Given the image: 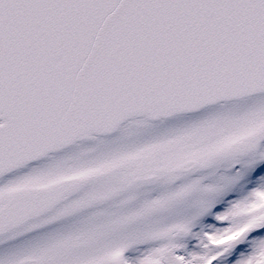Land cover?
I'll return each mask as SVG.
<instances>
[{"label":"snow or ice","instance_id":"6c2138e0","mask_svg":"<svg viewBox=\"0 0 264 264\" xmlns=\"http://www.w3.org/2000/svg\"><path fill=\"white\" fill-rule=\"evenodd\" d=\"M261 197L264 0H0V264H264Z\"/></svg>","mask_w":264,"mask_h":264},{"label":"rangeland","instance_id":"374dc122","mask_svg":"<svg viewBox=\"0 0 264 264\" xmlns=\"http://www.w3.org/2000/svg\"><path fill=\"white\" fill-rule=\"evenodd\" d=\"M239 191V189H238ZM236 195V193H231L229 194L226 199L224 200V202L218 206L220 209H222L224 206H226V204L228 203L229 200H231L234 196ZM261 202L264 203V197H261ZM248 249V242H244L242 243L239 247H237L235 249V255L233 256V259L236 258V256H239L241 253L247 251Z\"/></svg>","mask_w":264,"mask_h":264}]
</instances>
